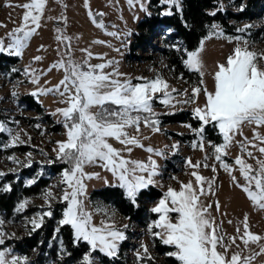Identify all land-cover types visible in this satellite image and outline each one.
Wrapping results in <instances>:
<instances>
[{"label": "snow or ice", "instance_id": "1", "mask_svg": "<svg viewBox=\"0 0 264 264\" xmlns=\"http://www.w3.org/2000/svg\"><path fill=\"white\" fill-rule=\"evenodd\" d=\"M47 3L48 0H27L21 5L25 9L21 22L0 36V54L18 58L24 56L42 21L54 19L45 16ZM127 3L133 9L138 6L146 16L153 15L147 0H127ZM215 3L218 6L205 8L198 16L192 11V0H157L160 17L178 18L174 25L166 24L160 32L164 39L169 40L166 47L175 51L183 67L197 75L194 82L184 72L175 75L177 81L187 86L173 84L156 68L151 69L154 76H133L123 72L119 60L109 57L107 53L91 51L90 45L81 49L85 57L77 58L71 43L73 37L61 27L55 29L56 40L65 47L61 50L60 43L57 44L58 58L47 69H62L63 75L57 83H50L51 77L41 83L46 70L38 66V71L37 67L32 66L33 62L43 59L41 55H33L21 67L12 66L0 73L10 77L13 73L21 72L26 81L35 85L28 92L37 100L41 94L47 93H55L61 98L59 103L62 106L52 112L63 125L64 138L53 142L54 156L39 161L41 167L38 173L23 180L24 186H32L44 174L43 165H64L56 174V179L35 194L43 199V204L36 206L37 210L31 215L21 216L29 236L45 226L49 218L55 221L49 243L58 241L55 249L57 260H49L48 264H60L64 257H73L74 252L77 253L75 264H103L102 256H120L122 244L131 238L128 229L134 226L130 216L118 218L117 209L112 204L96 201L90 207L85 203L89 198L86 181L99 175L87 170L90 165H102L112 176V180L105 177V183L119 188L123 200L129 205L137 210L143 208L150 214L143 231L151 244L143 238L139 240L138 247L133 249L137 264L155 261L151 248L155 246L157 238L160 244L171 249L164 255L175 258L178 264H264V259H257L264 255V234L250 229L248 214L245 213L242 221L237 223L236 234H228L221 230L222 221H217L212 214V202L202 199L212 192L218 169H223L230 175V182L241 189L253 205L264 209V49L257 48L256 41L249 39L253 22L237 26L235 35L228 32L215 19L219 12L227 11V5L224 0H215ZM85 6L93 22L111 36L120 38L132 34V29L109 32L102 18L103 11H100L101 18L98 19L88 0H85ZM245 7L244 3H240L238 10L242 11ZM205 15L212 19H205ZM55 19L67 23L66 15ZM134 19H140L139 12H135ZM198 26L200 32H197ZM214 38L233 43V48L223 60L215 61L209 86L206 82L209 69L204 53L207 42ZM94 43L111 45V41L99 38ZM45 47L39 45L41 49ZM116 50L119 51L118 48ZM93 56L102 59L99 63H93ZM161 61L162 67L175 71L176 65L163 63V57ZM19 83L17 77L16 83L11 86L13 100L20 95ZM156 100L167 106L168 112H176V105L189 106L195 124L191 120L181 123L194 134L191 146L204 152L201 159L194 161L190 156L186 158V171L190 169L187 180L175 174L170 177L178 186L165 184L163 179H158L163 176V165L157 157L166 158L169 150L178 152L181 142L176 140L171 145L155 147L145 144V138L141 135L142 125L153 132L164 131L160 119L163 112L156 110ZM9 120L17 127H12ZM19 125L20 121L12 115L0 119V133L7 134V140L0 141V149L31 144L32 134ZM34 126L42 128L40 124ZM245 126L251 128V137L244 134ZM209 129L221 137L220 142L208 138ZM237 134L243 139L238 140ZM113 140L122 147H116ZM206 145L211 147V152ZM234 145L239 146V152L233 157L229 149ZM137 146L146 149V158L131 155ZM41 151L45 157L49 156L46 149ZM229 158L234 163H229ZM6 159L15 166L7 170L0 168V177L9 172L16 173L15 179L18 181L20 169L33 165L34 154L29 150L21 158L12 152ZM250 160H255V164ZM201 168L211 169L212 175H204ZM153 187L159 190L158 196L152 195ZM12 190L13 182L10 180L0 185V191ZM150 199L152 202L149 204ZM34 204L33 196L18 197L12 208L13 218L16 214L25 213ZM215 205L219 211V200L215 201ZM121 220L129 222L123 223ZM13 222L12 218L6 219L0 214V264H35L27 254L18 252L12 244L6 243L9 238H17V233L6 227ZM65 231L68 244L76 246L74 252L68 250ZM250 243H255L258 251Z\"/></svg>", "mask_w": 264, "mask_h": 264}, {"label": "rangeland", "instance_id": "2", "mask_svg": "<svg viewBox=\"0 0 264 264\" xmlns=\"http://www.w3.org/2000/svg\"><path fill=\"white\" fill-rule=\"evenodd\" d=\"M245 1L246 0H244L242 3ZM25 2H27V0H0V36H4L5 33L10 31L21 22L22 14L25 11L21 5H23ZM88 2L93 12L97 14L98 19L101 18L99 15L100 11H103L104 15L102 18L105 20L106 26L109 28V32L113 30L125 32L127 29H132V34L127 37L117 38L111 36L109 33H106L102 28L94 23L92 18L88 15V7L85 6V0H48L45 16H52L54 19H44L42 21V26L38 29L37 33L34 34L24 56L22 58H18V61L14 66L19 68L22 65L28 63L31 56L41 55L43 59L38 62H33L32 64L33 67H37L38 71L40 70L38 66H42L43 69L46 70L45 74L41 77V83L43 84V82L48 80L49 77H51L50 83H57L63 75L62 69L53 68L51 71H47V69L49 65L58 58V49L56 46L60 42L56 40L57 33L55 29L57 27H61L66 29V34L73 37L71 43L72 48L75 49L74 55L77 58L85 57L86 54L81 51V49L90 45L91 51L96 53H107L109 57H115L117 60H119L120 70L123 72L131 73L133 76H154L155 73L151 69L156 68L159 69L165 75V77L169 78L173 84L187 86L183 85V82L177 81L174 78L176 75L175 72L170 71L169 68L162 67V57L163 63L169 64L162 53L163 49L167 48L166 45L169 43V40L163 38V33L160 32L161 28L156 29V31H154L151 36L141 44L135 41L136 38L134 36V32H136V25L138 21L145 15L143 10L139 9L138 6L135 9L130 8L127 0H88ZM147 2L150 4L151 0H147ZM224 2L227 5V8L232 10H238L239 8L234 5L233 0H224ZM135 12H139V20L134 19ZM65 15L67 17V23H65L64 20L55 19V17ZM121 16H123V19H121ZM262 20H264V0H260L258 7L253 9L252 16L249 18L240 21H231L234 22L235 27L247 22H253L254 27L250 29V33L252 34V31L255 32V36L249 35V39L256 41L255 46L257 48L264 49V36H262V34H264V23H261ZM77 34L79 35L77 36ZM96 38H99L100 40L111 41V45L94 43ZM128 41H131V43L129 44ZM41 44L45 45L46 47L42 49L39 48V45ZM125 45L127 46L125 47ZM64 47L65 45L60 43V49L62 50ZM117 48L119 51L116 50ZM232 48L233 43L227 42L222 38H214L207 42L204 58L209 69V72L206 74V82L209 84V86H211L212 82L211 69L215 61L223 60ZM101 59V57L97 56H93L91 58L93 63H99ZM4 72L6 71L0 73ZM17 73L18 75L15 77L13 75L10 77L0 75V111L3 115L2 119H6L9 115L15 116V118L20 121L19 127L26 128L27 131L32 134L31 144H19L26 145L29 147L28 150L23 152L14 151L17 156L21 158H23L24 153L29 150H31L34 154L33 165L25 166L20 169L21 172L23 169L36 165V169L34 171H32L29 175L23 176L24 180L26 177H31L38 173V169L41 167L39 163L40 160H46L54 156L52 151L53 142L56 139L64 138L62 135L64 129L63 125L58 122L57 116L52 112V110H54L56 107L62 106L59 103L61 98L55 93L41 94L39 100H37L34 96L35 99L44 107L45 113H50L53 123L45 121L41 113L31 108L22 99L23 95L31 94L28 92V89H31L35 85L30 81H26L21 72ZM17 77L20 79V95L16 100H13L10 95L11 86L13 83H16ZM189 79L194 82L197 79V75L193 73ZM18 106L19 110H17ZM155 106L156 110L163 112V114L171 113L167 111V106L163 105L159 100L155 101ZM176 107L178 109L177 111L184 110L190 112L189 106L187 105H176ZM8 123L14 128L17 127V125L12 123L10 120ZM36 124H40L42 128H36L34 126ZM56 124H60L59 130L53 129V126ZM161 127L164 129V131L153 132L142 125L141 135L145 138V144H152L155 147H163L166 144L171 145V143L176 140L181 142L178 152L173 153L169 150L166 158L157 157V159L163 165V176L158 177V179H163L165 184L172 183L178 186L177 182L175 180H171L170 177L175 174L180 179L187 180L189 178L188 171H190V169L186 171V158L190 156L195 161L196 159H201L204 155V152L199 148H193L191 146V141L195 138L194 134L191 133L180 121H174L172 123L166 124L161 123ZM262 131H264V129H262ZM177 134H192V137L182 140L176 136ZM244 134L251 137L253 135L251 128L245 126ZM49 137H51V139H49ZM24 138L26 139L27 137L25 136ZM236 138L240 140L243 139V136L237 134ZM6 140L7 134L0 133V141ZM112 142L116 147H122V145L115 140ZM36 145H39V147H35ZM249 147H252V145H249ZM206 148L209 152H211L210 146L206 145ZM41 149H46L49 153V156L45 157ZM229 151L234 157L239 152V146L234 145L229 149ZM256 151L257 155H260L258 150ZM10 154L3 153L0 155V168L7 170L8 168L15 166L12 161L6 159V157ZM131 155L134 158H146L148 153L146 149H141L137 146L134 148ZM244 155L246 156V154ZM212 159H214V157H212ZM228 162L234 163V160L229 158ZM250 162L255 164V160H250ZM43 167L44 174L41 176L48 177L49 184L56 179V174L58 172L50 170L49 164H45ZM87 170L95 171L99 175L94 176L86 181L88 183L89 198L85 201V203L90 207L93 205V202L96 201L104 204H111L100 198L90 197L93 189L110 185L105 183L104 178L107 177L108 180H112L111 173L104 169L102 165H90L87 167ZM201 171L206 176L212 175V170L209 168H201ZM237 175L239 176V173H237ZM242 179L243 178L241 177V180ZM33 197L35 204L32 206L43 204V199L41 197L37 195H34ZM202 199L212 202V214L216 217L217 221H222L221 230L225 233L236 234L237 223L242 221L244 214L247 213L249 216L250 229L256 233L264 234V209H260L258 206L253 205L250 199L247 198L246 194L230 182V175L223 169H218V177L212 192L206 197H202ZM216 200H219L220 202L219 211L216 210ZM151 202L152 201L150 199L149 204ZM24 214H26V210L25 213L16 214L14 218L11 216L10 218H12L14 222L6 225L7 229L10 231H15L17 234L27 233L21 222V216ZM27 215H31V213ZM117 216L118 218L124 217L118 211ZM148 216L144 218V222H146ZM99 218V214H97V220H99ZM229 221H231V223H229ZM121 222L128 223L129 221L121 220ZM131 223L134 226L128 229L131 238L123 243V247L121 249L124 259L123 264H137L133 249L138 247V242L141 238L149 241L151 244L148 235L143 231L145 228V223L142 225L135 221H131ZM10 239L11 238H9L8 241ZM6 243L8 242L6 241ZM9 243L13 246L12 241H9ZM56 243L58 244V241H56ZM241 246L243 247L242 244ZM250 246L258 251L257 245L255 243H250ZM33 249L35 248H29L28 252L26 253L30 258H32V260L37 258L39 255L38 250L35 249V251H33ZM151 250L156 257L155 260L157 262H161L164 255L157 253V251L154 249V246L151 248ZM245 252H247V249H245ZM257 259H264V255L258 257ZM40 264H48V261ZM253 264H256V262H253Z\"/></svg>", "mask_w": 264, "mask_h": 264}, {"label": "trees", "instance_id": "3", "mask_svg": "<svg viewBox=\"0 0 264 264\" xmlns=\"http://www.w3.org/2000/svg\"><path fill=\"white\" fill-rule=\"evenodd\" d=\"M234 5L236 7H239V4L242 3L244 0H233ZM260 3V0H246L244 4L246 7L241 10H232L230 8H227V11L219 12L215 19L219 20L226 28V30L232 34H237L235 32V25L234 23H230L231 20L240 21L246 18H249L252 16L253 9L258 7ZM192 11L199 16V14L203 11L205 8H211L218 6L215 3V0H192ZM150 11L153 13L152 16H146V14L138 21L136 25V32H134V36L136 38L135 41H137L139 44H141L143 41L147 40L151 36V34L156 31V29L164 27L166 24H175L176 20L178 18H168V17H160L158 15L159 7H157V0H151L150 3ZM187 7V3H186ZM205 19H212L211 17L204 16ZM232 22V21H231ZM197 32H200L199 26L197 27ZM250 36H255V32L252 31V34ZM137 44V43H136ZM133 47V46H132ZM162 53L164 54L165 58L171 65H176L175 73L184 72V75L187 77H190L191 72L186 70L183 65L180 63L179 56L175 53L174 50L165 48L163 49ZM18 61V57L8 56L4 54H0V72L7 71L10 69V67L14 66ZM14 77L18 75V73L12 74ZM23 101L28 104L31 108L35 109L37 112L41 113L43 115V118L45 121L49 123H53V120L51 118L50 113H45L44 107L38 102L35 97L32 94H25L22 96ZM3 118V115L0 111V119ZM161 123H172L174 121H185V120H191L193 124H195V119L190 116V112L180 110L176 112H171L167 114H163L160 117ZM54 130L60 129V124H56L53 126ZM177 137L181 138L182 140H186L189 137H192V134H182L176 135ZM208 138L212 139L216 142H220L221 137L218 134H215L212 132L211 129L208 130ZM29 147L26 145H18V146H12L9 149H0V155L3 153L10 154L14 151H26ZM64 166L62 164L56 163V164H49V169L54 172H59L60 168ZM36 169V165L23 169L18 175L20 176V179L17 181L15 179L16 175L15 173H7L6 176L0 178V185H2L6 181H12L13 182V190L11 192H3L0 191V214H3L5 218H10L12 216V208L15 205V202L18 197L22 195H29L34 196L36 193L40 192L46 185H48L49 178L45 176H41L37 182L32 186H24L23 184V176L29 175L32 171ZM159 190L155 187L152 188V195L158 196ZM145 195H149V193H145ZM90 197L92 198H100L104 201H107L114 205L119 213H121L123 216H130L131 221H135L139 224H144V218L148 216V213L142 208L140 210L135 209L131 205H129L126 201L123 200L121 195V190L117 187H114L112 185H105L98 189H93ZM37 207L32 206L30 209L26 210V214H30L33 211H36ZM147 215V216H146ZM150 215V214H149ZM154 216V215H153ZM55 221L49 218L46 222L45 226H42L40 229H37L35 232H33L30 236L27 233H18L16 239H10L9 241L13 242V247L16 248L18 252L26 254L28 252L29 248H35L38 250L39 255L37 258H35L33 261L35 264L45 263L49 260H57V255L55 252V249L58 247V244L56 241H52L51 244L49 241L52 239V230L54 228ZM65 235V243L68 244V236L67 232H64ZM9 241H7L9 243ZM43 241V243H41ZM123 247V244H122ZM76 248L75 245L68 244V250L70 252H74V249ZM154 249L159 254H163L167 251H170L171 249L169 247H166L162 244H160L158 238L156 240ZM45 253V254H44ZM77 257V253L74 252L73 257H64L63 261L60 262V264H75V260ZM103 264H123L124 259L122 256V250L121 255L116 258H104ZM150 264H178V262L175 260V258L163 256V259L161 262L150 261Z\"/></svg>", "mask_w": 264, "mask_h": 264}]
</instances>
